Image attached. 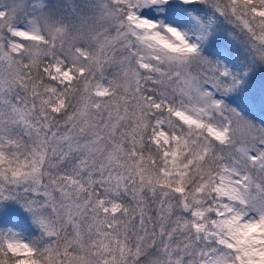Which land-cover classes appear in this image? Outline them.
Masks as SVG:
<instances>
[{
    "label": "snow or ice",
    "instance_id": "snow-or-ice-1",
    "mask_svg": "<svg viewBox=\"0 0 264 264\" xmlns=\"http://www.w3.org/2000/svg\"><path fill=\"white\" fill-rule=\"evenodd\" d=\"M0 264H264V0H0Z\"/></svg>",
    "mask_w": 264,
    "mask_h": 264
}]
</instances>
